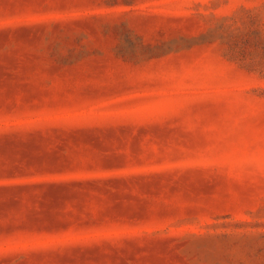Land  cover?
Wrapping results in <instances>:
<instances>
[{
  "label": "rangeland",
  "instance_id": "1",
  "mask_svg": "<svg viewBox=\"0 0 264 264\" xmlns=\"http://www.w3.org/2000/svg\"><path fill=\"white\" fill-rule=\"evenodd\" d=\"M0 264H264V0H0Z\"/></svg>",
  "mask_w": 264,
  "mask_h": 264
}]
</instances>
